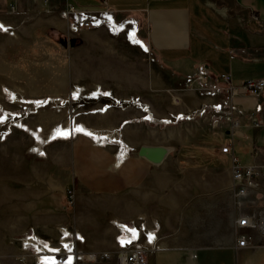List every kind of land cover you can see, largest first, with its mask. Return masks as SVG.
<instances>
[{"label": "crops", "instance_id": "obj_1", "mask_svg": "<svg viewBox=\"0 0 264 264\" xmlns=\"http://www.w3.org/2000/svg\"><path fill=\"white\" fill-rule=\"evenodd\" d=\"M51 1L56 8V0ZM79 1L92 7L100 4L99 0ZM107 4L116 18L134 16L147 25V45L172 75L156 78L158 89L153 92L140 91L145 107L122 109V119H116L113 111L101 120L88 118V129L61 136L49 155H27L25 169L20 170L18 159L13 161L7 240L15 241L17 254L30 236L57 246L65 233L67 239L83 237L77 241L81 248L108 249L117 243L119 224L126 223L144 227L141 240L150 247L149 264H264L259 231L251 230L256 246H237L239 233L246 229L237 219L258 209L251 198L235 195L231 161L220 150L223 143L239 136L253 143L251 156L256 153L264 159V143L248 133L264 124L253 127L246 121L233 137L217 114L192 117V110L212 106L221 95L212 97L195 84L182 83L185 74L196 75L202 67L212 83L224 85V73L237 84L253 76L255 65L262 67L256 76L264 75V0H125L116 5L107 0ZM215 29L227 34L228 68L215 58L214 50L222 44ZM179 73L184 76H175ZM175 96L180 98L177 103ZM235 99L250 109L258 100L264 101V93L260 97L240 93ZM169 112L174 117L181 112L190 116L175 121ZM121 122L119 138L115 128ZM215 138L222 139L218 143ZM143 143L176 148L156 165L131 149ZM70 188L106 199L101 208L108 210L105 231L112 233L110 238L93 236L98 221H92L91 230L82 221L70 222Z\"/></svg>", "mask_w": 264, "mask_h": 264}, {"label": "rangeland", "instance_id": "obj_2", "mask_svg": "<svg viewBox=\"0 0 264 264\" xmlns=\"http://www.w3.org/2000/svg\"><path fill=\"white\" fill-rule=\"evenodd\" d=\"M60 1L56 0L54 8L53 1L0 0V25L6 29L0 30V264H22L15 253V241L7 240L12 162L18 159L20 170L25 169L27 155H49L54 141L62 139L66 132L72 136L73 132L88 129V118L101 120L113 111L116 119H122V109L139 108L140 91L153 92L158 89L156 78L172 75L147 45V25L138 17H115L112 24L88 22L74 29L73 17L63 12ZM13 2L15 11L11 8ZM48 7L52 10L47 11ZM218 30L213 31L222 44L214 50L215 58L228 68L231 59L227 34ZM64 36L75 37L76 44H63L60 39ZM259 65L251 69L250 78L262 77L256 76L262 73ZM182 83L189 85L187 74ZM179 100L174 97L176 103ZM171 114L168 116L175 121L188 120L186 114L179 119ZM122 123L115 128L119 138ZM248 133L258 137L259 144L264 143V126L250 128ZM221 139L214 140L219 143ZM234 140L241 158L250 160L253 143L239 136ZM74 194L69 202L70 222L82 221L91 230L92 221H98L100 227H93L99 228L93 236L110 238L112 233L105 231L108 210L101 208L106 199L76 190Z\"/></svg>", "mask_w": 264, "mask_h": 264}, {"label": "built area", "instance_id": "obj_3", "mask_svg": "<svg viewBox=\"0 0 264 264\" xmlns=\"http://www.w3.org/2000/svg\"><path fill=\"white\" fill-rule=\"evenodd\" d=\"M45 1L48 4L51 0ZM99 1V7L86 5L79 0H61L60 5L63 7V12L73 17L71 20L74 22L72 25L74 29L88 22L93 25L104 21L110 24L115 23L114 12L108 6L107 0ZM11 8L13 11L16 10L15 2L11 4ZM46 9L47 11L52 10L51 7ZM131 31L135 33V30ZM221 78L226 82L225 85L212 83L204 67L196 75L188 76L189 85H197L202 92L212 97L221 95L220 101L214 102L212 106L204 105L200 109L192 110L191 116L217 114L224 120L227 132L233 137L240 134L239 130L246 121H249L253 127H261L264 124L262 117L264 101L258 100L255 106L249 109L238 105L235 98L240 93L260 97L264 93V76L244 79L237 84L232 82V76L229 73H224ZM137 99L138 104L142 106L140 98ZM183 115L182 112L178 113L176 119L182 118ZM66 134L68 135L69 132ZM131 149L137 150L135 146ZM220 150L230 158L235 195L238 198H251L252 202L257 204L258 209L245 213L237 219V224L246 228L239 233L237 246H256L251 230L260 232L263 238L262 245H264V159L258 158L254 153L250 160L244 161L236 151L234 139L223 143ZM68 196L69 202H72L75 197L73 189L68 190ZM119 226L117 243L109 249L81 248L77 241H83L84 238L80 235L67 239L69 234L65 233L61 243L57 246H48L38 242L34 236H30L22 242L24 250L17 254V258L21 262L33 259L32 264H103L109 261L115 264H149L150 247L141 240V230H144V227L130 226L126 223H120ZM146 238L149 240L148 237ZM29 245L34 246L31 248Z\"/></svg>", "mask_w": 264, "mask_h": 264}, {"label": "water", "instance_id": "obj_4", "mask_svg": "<svg viewBox=\"0 0 264 264\" xmlns=\"http://www.w3.org/2000/svg\"><path fill=\"white\" fill-rule=\"evenodd\" d=\"M60 42H62L63 44L75 45L76 38L61 37ZM175 148L176 147L172 144L143 143L140 145L137 151L140 156L150 160L156 165H159L175 150Z\"/></svg>", "mask_w": 264, "mask_h": 264}, {"label": "snow or ice", "instance_id": "obj_5", "mask_svg": "<svg viewBox=\"0 0 264 264\" xmlns=\"http://www.w3.org/2000/svg\"><path fill=\"white\" fill-rule=\"evenodd\" d=\"M0 30H6V29H4L3 25H0Z\"/></svg>", "mask_w": 264, "mask_h": 264}, {"label": "trees", "instance_id": "obj_6", "mask_svg": "<svg viewBox=\"0 0 264 264\" xmlns=\"http://www.w3.org/2000/svg\"><path fill=\"white\" fill-rule=\"evenodd\" d=\"M64 37H66V38H67V36H64Z\"/></svg>", "mask_w": 264, "mask_h": 264}, {"label": "bare ground", "instance_id": "obj_7", "mask_svg": "<svg viewBox=\"0 0 264 264\" xmlns=\"http://www.w3.org/2000/svg\"><path fill=\"white\" fill-rule=\"evenodd\" d=\"M137 40V39H136Z\"/></svg>", "mask_w": 264, "mask_h": 264}]
</instances>
